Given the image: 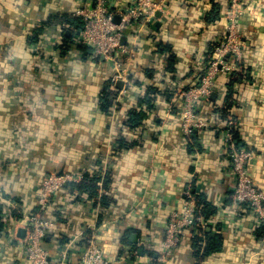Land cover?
Wrapping results in <instances>:
<instances>
[{"label": "crops", "instance_id": "crops-1", "mask_svg": "<svg viewBox=\"0 0 264 264\" xmlns=\"http://www.w3.org/2000/svg\"><path fill=\"white\" fill-rule=\"evenodd\" d=\"M162 1L154 20L123 31L122 44L135 52L128 85L113 81L111 62L80 45L76 13L94 0H0V264H30L25 217L40 208L51 173L100 178L97 196L78 200L65 188L46 209L55 223L44 238L50 264H62L63 254L76 264L86 234L113 264H264L262 227L232 198L236 176L220 125L233 120L236 142L255 151L250 171L264 190V0H242L244 75L217 74L210 97L198 102L211 127L191 140L182 132L180 92L200 83L227 35L232 0ZM117 3L109 0L110 8ZM106 87L118 97L104 109ZM149 89L156 92L140 104ZM135 107L144 116L128 128ZM188 186L208 213H200L205 225L160 260L166 225ZM195 236L202 247L217 238L220 249L198 259Z\"/></svg>", "mask_w": 264, "mask_h": 264}, {"label": "built area", "instance_id": "built-area-1", "mask_svg": "<svg viewBox=\"0 0 264 264\" xmlns=\"http://www.w3.org/2000/svg\"><path fill=\"white\" fill-rule=\"evenodd\" d=\"M117 6L110 8L109 0H94L77 11L82 18L79 29V40L91 49V56L99 61L111 62L116 70L113 81L125 80L127 77L126 63L135 55L134 50L128 49L121 42L123 31L134 24H143L154 20L158 10L165 7L162 0H117ZM231 8L227 11V35L217 41L209 66L202 76L200 83L190 86L180 92L183 107L180 111L182 132L191 140L192 136L201 129L211 127L198 112V102L209 98L213 92L216 76L219 72H238L242 69L244 59V41L241 31V19L247 10L242 0H232ZM120 21H116V16ZM228 56H231V60ZM223 126L224 142L231 158V167L236 176V185L232 198L239 204L248 206L256 219L264 228V190L260 189L253 178L250 166L256 157L255 151L239 145L234 137L235 122L229 120L220 124ZM81 174L51 173L40 187L39 209L25 217L26 233L22 239L26 257L30 264H50V254L45 246L44 238L55 223L46 217L48 204L68 183L80 182ZM205 219L200 214L196 196L188 186L184 191V199L179 210L171 212L165 228L160 260L175 250L183 237L198 226L204 227ZM194 234V233H193ZM62 264L66 262V255ZM76 264H113L106 256L100 242L92 235L83 248Z\"/></svg>", "mask_w": 264, "mask_h": 264}, {"label": "trees", "instance_id": "trees-1", "mask_svg": "<svg viewBox=\"0 0 264 264\" xmlns=\"http://www.w3.org/2000/svg\"><path fill=\"white\" fill-rule=\"evenodd\" d=\"M64 18L66 19V18H68V16H65ZM70 19H71V17H70ZM82 24H83L82 18H80V20L77 19V22L75 23L76 28L79 30L82 27ZM80 45H81V47H83L85 49L86 46H84L83 44H80ZM214 48H215V46H214ZM164 49L165 50H169L170 47L169 46H165ZM242 68H243V64H242ZM240 72H241V70L238 71V72H233L231 74L232 81H236V80H239L240 78H242V76L244 74L242 72L240 74ZM155 92H156V90L149 89L148 93L145 94L142 98H140L139 103L140 104L141 103L143 104V102L149 103L150 94H152V93L154 94ZM102 94H103V96H102V106L104 107V109H107L110 106V104L112 103V101L117 102V97H118L117 89H113L112 90L111 88L106 87L105 90L102 92ZM137 109L138 108H136L134 110H131L130 117L125 122L126 125L128 126V128L135 127V125L142 118V115L144 116V112H142L141 108L138 109V110ZM119 143H121L124 146H126L127 144L130 145V142L128 140H126L125 138H123V137L120 138V142ZM124 146H122V147H124ZM122 147L118 146V148H122ZM99 178L100 177L95 176V175L85 174L84 178L80 182L68 183L67 185L64 186L63 189L69 188V192L72 195H74V197L76 199H78V200L83 199L84 198V194H86V193H89L90 196H97L98 191H99V189H98L99 188V186H98ZM197 201H198V204H199L200 213L201 214L204 213V215L205 214L207 215L208 213L205 212V207L201 206V203H200L199 200H197ZM53 202H54V198H51L47 209L52 205ZM98 202H100V204H102V205H105L106 202H107L106 197L100 198ZM46 211L44 212V216L46 215ZM258 235H260V237H263V235H264V228L263 227H262V229L259 230ZM87 239H88V235L86 234V237L83 240L82 246H86ZM67 240H68V237H66V236H62L60 238V241H62V243L67 242ZM207 240H208V243L204 247H202V244L200 243L201 242V237L195 236L193 238V246H194L195 254L198 257V259H203L206 256L212 254L213 251H216V250L220 249V245H218L219 241L217 240V238H211V237L208 236ZM56 264H59V262H57Z\"/></svg>", "mask_w": 264, "mask_h": 264}, {"label": "water", "instance_id": "water-1", "mask_svg": "<svg viewBox=\"0 0 264 264\" xmlns=\"http://www.w3.org/2000/svg\"><path fill=\"white\" fill-rule=\"evenodd\" d=\"M118 22V21H117Z\"/></svg>", "mask_w": 264, "mask_h": 264}]
</instances>
